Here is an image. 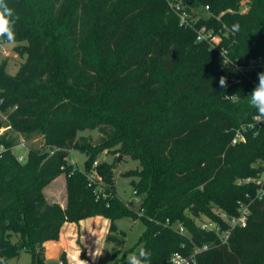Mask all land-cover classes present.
<instances>
[{
	"label": "trees",
	"instance_id": "trees-1",
	"mask_svg": "<svg viewBox=\"0 0 264 264\" xmlns=\"http://www.w3.org/2000/svg\"><path fill=\"white\" fill-rule=\"evenodd\" d=\"M175 1L7 0L17 16L15 50L26 58L14 75L0 63V110L6 115L0 128L10 126L0 134L5 264L22 249L31 264H47L44 242L57 240L66 222L94 215L110 219L105 240L115 244L114 253L124 235L113 232L116 220L140 218L145 230L137 245L151 252V264H170L175 252L190 255L205 243L210 247L197 253V264H264V179L263 194L256 182L235 183L255 175L256 160H264V124L232 142L255 114L248 95L264 70L244 76L224 64L218 49L197 40V29L206 26L221 34L220 46L233 61L264 57V0H247L245 11L239 10L242 0H195L209 5L211 16L189 7L188 26L171 7ZM221 76L227 88L220 87ZM232 94L238 102L226 98ZM92 129L100 132L95 141L78 135ZM10 131L42 135L43 148H30L20 160ZM71 149L86 152L83 169L69 160ZM105 150L140 163L133 181L137 208L117 194L116 164L94 165ZM94 172L102 181L91 178ZM62 173L64 206L44 193ZM240 201L249 205L246 225L233 227L224 243L196 221L205 215L226 228L213 208L234 215ZM137 251L125 249L111 264H126ZM82 256L88 258L84 251ZM60 260L69 264L65 253Z\"/></svg>",
	"mask_w": 264,
	"mask_h": 264
},
{
	"label": "rangeland",
	"instance_id": "rangeland-1",
	"mask_svg": "<svg viewBox=\"0 0 264 264\" xmlns=\"http://www.w3.org/2000/svg\"><path fill=\"white\" fill-rule=\"evenodd\" d=\"M188 3L191 9L194 11V13L205 14L201 6L199 5V3L196 2L195 0H188ZM240 5H241L239 8L240 11H245L246 9H248L247 0H242ZM15 45L7 46L6 49H0V63L1 62L5 63L6 71L12 75H14L18 71L20 64L24 62L26 58V54L21 55L19 52L15 50ZM5 51L7 52L6 55H5ZM0 119H3L4 121H6V115L1 110H0ZM8 130H9V127L3 126L0 129V133H4ZM9 134H11L12 137L16 138L15 140L16 144L13 147V152L16 154L26 155L30 148H43L44 138L40 134H35L29 138H26L25 136L17 132L10 131ZM78 135H85L88 137V139L95 141L100 136V132L98 129L83 130V131H80ZM22 142L26 144V147L20 145ZM69 160L76 167L83 169L84 161L86 160V152L80 151L78 149L77 150L71 149L69 151ZM97 161L99 163L103 161H107V162L116 164V167L114 169V182H115V188H116L117 194L126 203H128L129 205H133L135 208H137L140 203V196L134 192L133 181L138 180V177L134 173H136V171L140 169V163L137 160L132 159L129 156H122L121 154L117 152H113L112 150L103 151L100 155H98ZM263 161H261L260 159L256 160L254 164L257 170L255 175H249L243 178L237 177L235 179V183H243V182L259 183V181L263 177V168L261 167V165L264 164ZM44 193L48 200L58 202L64 206L66 204V199H67L66 179H65L64 173L57 176L50 184H48L44 188ZM243 203H246V202L240 201L238 203V208L240 206L243 207L242 205ZM213 209L220 219L221 217H224V216L227 217L229 215L222 208L214 207ZM94 216H101L109 221L108 231L106 233L104 232L105 233L104 239H105L107 233H110V230H109L110 219L103 215H94ZM103 218H100V219H103ZM207 219L208 218H206V216L203 215V216L198 217L196 221L198 224H200ZM116 225H117V230L113 231L114 233L119 234L120 231H124L122 241L117 246L118 250L117 252L114 253V250H115L114 248L116 247L115 244L110 241H104L101 247L102 257L99 263L97 264H111L115 260H117L116 262H118L119 260H121V257L125 249L133 248L134 251L135 250L137 251L140 248V246L137 245V242L139 241L140 236L145 230V224L140 218L124 216L116 220ZM185 231L188 233L187 229H185ZM86 234H87L86 240L90 242L91 237L93 239V236H91L89 233H86ZM100 239L102 240V238ZM72 245L75 249L76 248L80 249L81 253L79 254V258L83 259V256H82L83 251L85 252L87 251V249L85 247L86 244H83L82 238L79 235L75 238V241ZM97 245L100 247L101 241L98 242ZM62 253L63 252L59 254L58 256L59 259ZM31 263H32V256L25 249H22L20 251L19 256L11 258L7 262V264H31Z\"/></svg>",
	"mask_w": 264,
	"mask_h": 264
},
{
	"label": "built area",
	"instance_id": "built-area-1",
	"mask_svg": "<svg viewBox=\"0 0 264 264\" xmlns=\"http://www.w3.org/2000/svg\"><path fill=\"white\" fill-rule=\"evenodd\" d=\"M171 7L175 11V13L179 16L181 24H183L185 26L191 25V21H190L191 12L189 10L190 6L188 3V0H177L175 2H172ZM201 8L205 13L204 14L205 17L211 16L209 5L201 6ZM225 34H227V33H225ZM197 40H199V41L205 40L210 44L211 48L218 49L224 58L223 59L224 64L233 66L235 69H237L244 76H248L249 72L254 71V70H258V69L264 70V57L261 55L251 57L246 64H240V63L230 59L229 54H228V49L226 47H224L223 45L220 46V43L222 40L221 34L218 32H215L214 29H212V28H207L206 26H202V27L198 28L197 29ZM252 123H254L253 120H251L249 123L238 128L234 134L232 142L237 143L239 141H244L245 140V131L247 129L251 128V127H248V125H250ZM6 127L10 128V126H6ZM20 145L26 147V144L24 142H22ZM17 156L20 160H24V158L26 157V155H24V154L23 155L17 154ZM97 162L98 161H95L94 165ZM261 167L263 168V177L258 183V184H260V188L258 191L260 194H263V192L261 190V183L263 182V179H264V164L261 165ZM93 176H95L99 182L102 180V177L99 176L95 172L93 173V175H91V178ZM95 191L97 192V194L100 193L99 190H95ZM242 205H243V207L240 206L238 208L237 214L228 215L227 217H225V216L221 217L220 216L221 219L228 224V227L223 228L222 225L218 221H215V220L208 218L207 220H205L199 224L200 228L202 230L215 232V234L217 235V237L219 239V243L226 242L229 238V235H230L233 227L246 225L247 217L250 213V210H249L248 203H243ZM185 229L186 228L183 225L177 226V230L181 233H187L185 231ZM209 247H210V245L208 243H205L202 246H197V247H195L194 251L190 255H186V254H183L180 252H175L172 255L170 264H197V253L202 251V250H206ZM61 264H62V262H61Z\"/></svg>",
	"mask_w": 264,
	"mask_h": 264
},
{
	"label": "clouds",
	"instance_id": "clouds-1",
	"mask_svg": "<svg viewBox=\"0 0 264 264\" xmlns=\"http://www.w3.org/2000/svg\"><path fill=\"white\" fill-rule=\"evenodd\" d=\"M17 16L15 10L9 6L7 0H0V49H6L7 46L15 45L16 32L15 25ZM7 52L5 51V55ZM221 88H227V78H219ZM226 98L232 102H238L239 97L236 94L226 95ZM248 106L255 109L252 116L254 123L248 127L255 128L257 125L264 124V72L257 73V83L248 95ZM102 255L99 246L94 253L95 257ZM0 264H5L3 258H0ZM78 264H88L87 261L79 260ZM126 264H151V252L144 247H140L137 252H132L127 256Z\"/></svg>",
	"mask_w": 264,
	"mask_h": 264
},
{
	"label": "crops",
	"instance_id": "crops-1",
	"mask_svg": "<svg viewBox=\"0 0 264 264\" xmlns=\"http://www.w3.org/2000/svg\"><path fill=\"white\" fill-rule=\"evenodd\" d=\"M101 216L87 217L79 222H66L60 231V236L57 240H47L45 245V258L47 259V264H61V260L58 258L61 252L66 254L69 264H78L79 260L87 261L88 264L91 262L93 264L99 263L102 256L95 257L94 253L97 249L98 242L102 243L106 241L104 239V234L108 231L109 221ZM105 232V233H104ZM86 233L93 236L90 242L86 240ZM78 234L82 238L83 244H86L85 251L87 259L79 258L80 249L74 248L73 243ZM102 238V240L98 239ZM102 252V251H101Z\"/></svg>",
	"mask_w": 264,
	"mask_h": 264
},
{
	"label": "water",
	"instance_id": "water-1",
	"mask_svg": "<svg viewBox=\"0 0 264 264\" xmlns=\"http://www.w3.org/2000/svg\"><path fill=\"white\" fill-rule=\"evenodd\" d=\"M236 81H237L236 79H232V80H230V82H233V83L236 82Z\"/></svg>",
	"mask_w": 264,
	"mask_h": 264
}]
</instances>
